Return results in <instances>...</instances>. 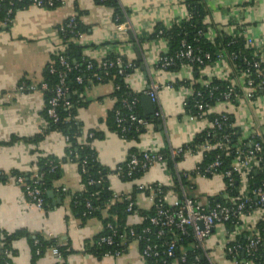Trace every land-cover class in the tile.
<instances>
[{"label": "crops", "instance_id": "obj_1", "mask_svg": "<svg viewBox=\"0 0 264 264\" xmlns=\"http://www.w3.org/2000/svg\"><path fill=\"white\" fill-rule=\"evenodd\" d=\"M59 1L60 5L54 9L30 6L20 10L11 27L0 30V174L5 177L4 181L0 180V229L6 234L24 231L29 238L38 235L54 240L66 249L65 264H145L134 242L128 243L125 251L117 256L96 257L84 252L103 225L96 218L82 222L71 209V197L83 189L75 163L67 162L62 166L59 179L54 181V194L47 196L49 201L42 209L25 201L21 187L11 176L13 172L36 170L40 158L65 156L66 140L59 132L41 134L47 123L42 116L44 96L38 88L44 68L60 46L58 27L68 18L78 17L85 32L72 41L81 48L85 58L95 62L109 55L124 58L137 65L124 79L130 92L143 94L152 87L158 88L155 109L160 114L159 122L145 126L136 141L120 138L105 123L115 105L111 82L91 85L82 93L85 104L77 109L76 117L82 124L83 136L91 130L101 132L102 137L94 140L92 147L98 162L110 171L126 160L131 149L139 152L176 150L208 129L207 117L190 118L183 104L196 85L212 79L223 81L233 75L231 67L224 61L197 71L189 65L177 71L157 68L158 59L166 55L170 47L166 38H155L154 32L157 27L170 29L188 20L186 0H117L128 13L121 30L113 22V11L95 0ZM203 3L206 15L202 24L208 41L219 34H243L259 45V50H264V0H203ZM22 80L34 90L19 91L17 87ZM143 97L146 96L141 99ZM141 99L140 113L145 116L148 104ZM211 113L231 115L233 127L238 129L241 138H247L254 130L264 136V91L250 101L217 103ZM38 135H42L38 142L29 141ZM199 161V155L184 156L174 165L173 172L165 162H156L138 180L122 181L113 173L107 183L117 197H130L136 187L146 189L158 185L165 189L167 204L181 197L183 192L201 204L211 198L225 199L220 176L204 178L193 174ZM178 175L185 177L186 185L178 184ZM59 189L65 192L61 194ZM152 196L150 192H137L132 196L135 211L127 215V226L142 224L143 211L152 208ZM257 218L255 214L248 221L254 223ZM228 237L222 225L212 230L203 246V259L208 264H233L224 253ZM12 248L15 252L12 264H31L28 238L16 240ZM59 263L48 248L35 264ZM176 263L180 264L172 262Z\"/></svg>", "mask_w": 264, "mask_h": 264}, {"label": "trees", "instance_id": "obj_2", "mask_svg": "<svg viewBox=\"0 0 264 264\" xmlns=\"http://www.w3.org/2000/svg\"><path fill=\"white\" fill-rule=\"evenodd\" d=\"M10 0H0V23L5 20H10V23L7 22V25L3 30H8L11 27L12 21L16 12L20 10H25L30 7L28 0H24L20 3L13 2L12 6L8 5ZM98 5L106 6L113 11V21L116 24H124L127 19V11L123 9L117 0H95ZM60 5L59 0H53V5L51 7L44 6L43 9H54ZM186 7L189 13L190 18L186 21L172 26L170 29H165L163 27H157L154 32V37L166 38L169 42L170 50L166 55L162 57L172 58L173 64L169 66L166 71H177L181 66L186 65V61L178 60L175 58L176 54L181 49V41L185 40L188 44H191L194 48H197L202 51V53L215 54L216 52H222L223 54L230 56L234 53H239V57L233 61L232 66H235L234 71H239L243 69L242 58L245 56L250 59L253 56V49H245L243 46L242 38H232L231 36H225L219 34L213 41H208L205 38V27L202 24V21L206 15L204 9L203 0H186ZM68 19L65 20L62 24L64 25L65 31L59 33L63 38L64 44L66 45L65 51L61 54L54 53L50 62L46 65L42 73V81L39 83L38 88L41 83H45L47 89L44 90V109L42 116L44 117L47 126L46 129L42 131V135L47 132H59L64 139L66 140L65 156L64 158L58 159L53 156H47L40 158L36 162V170L19 173L13 172L12 177H23L26 185L36 186L44 200L43 208L46 207L48 203V193L54 194V181L59 179L62 171V166L67 162H72L77 165L78 173L80 175L81 184L83 189L80 193L75 194L71 197V209L74 214L82 221L85 222L88 219L96 218L101 220L103 228L102 231L93 239L91 245H87L84 249V252L91 253L96 257H103L106 255L114 256L116 252L122 254L125 251L128 243L131 242V239L127 238L125 242L123 241V235L129 231V228H132L136 234H141L143 229L150 228L148 237H150L158 246L160 250H163L164 240L166 239H156L155 232L156 229L153 228L149 223V218L153 215V209L149 211H143V222L141 225L136 227H129L126 225L125 220L128 214H131L135 211V208H132V211L127 212L128 205L133 202L132 196L137 192H142L137 188L134 189V194L130 197L121 196L117 197L110 190L107 180L110 174H117L122 181L132 182L140 179L148 169L142 170L137 167L134 170H130L128 163L131 159V156H136L137 159L141 160V153L135 149H131L128 153L126 160L120 164L114 171H110L107 168L103 167L97 159L95 150L92 147L94 140L100 139L102 137L101 132L91 130L83 136L82 124L78 121L76 117L77 109L84 106V100H82V93L91 85H96L105 82H111L113 85V97L115 98V105L113 109L108 112L105 123L109 130L115 132L120 138L124 140H138L139 136L144 131V126H137L135 123L131 127L122 132V127H128L129 121H127L128 112L123 106V100L131 99L134 95H137L139 98V103L136 106L135 113L138 117L142 118L146 123L158 124L159 117H156L154 114L145 117L140 113V99L143 96L142 94H134L130 92L127 86L124 83V79L129 76L133 70L137 67L136 64L127 62L124 58L120 59L126 64L130 63L131 68H126L124 74L120 75L118 73L120 67L115 65L113 67L107 68V75H105L102 65H98L97 62L92 61L88 58H85L82 54L80 47L76 46L73 43L75 36L81 35L85 32V28L80 24L78 17L73 18L72 27H66ZM0 30L2 28L0 27ZM201 32L203 36L197 39V32ZM161 32V34H159ZM64 59L65 65H61L60 58ZM118 56L109 55L104 59L105 62L115 61ZM215 59L212 56L211 61ZM91 65L88 69L87 65ZM194 71L201 69L198 65H191ZM157 68H159L157 66ZM63 73V85L62 89L64 90V101L67 102L70 107L67 108L64 106V102L58 101L55 107V112L57 114L58 121L53 123L47 115L48 101L54 96L53 91L59 85V74ZM77 77L82 79L81 83L77 82ZM101 78V79H99ZM24 84L28 86L26 81H21L19 85ZM227 82L212 79L210 81L209 87L202 89L201 85H196L194 91L201 90L204 94L205 100H207L209 105L214 106L216 102H221L222 99L219 97V92L226 90ZM211 88H214L212 99L209 100V92ZM193 97H190L186 101L185 110L188 115H197L196 110L193 108L194 103ZM236 102V101H234ZM119 113V115H117ZM124 119V121L118 126L116 119ZM215 118H218L217 115L210 114L207 115L209 122H213ZM228 120L223 123V127L220 131H217V136L230 134V147L234 148L236 141L240 138V133L238 129L233 127V118L231 115H227ZM209 132L208 129L197 134L192 142L188 145H185L181 148L182 153L186 150L191 152H196L197 147L203 144L206 141V135ZM42 135H38L29 139L30 142L36 143L41 138ZM173 150L162 149L158 151L163 162L166 163L167 167L173 172L174 165L183 158V154L180 153L177 156L172 157L171 152ZM216 152L209 153L203 160L202 165L210 163L213 159ZM231 155H220V160L222 161L221 171L227 169L229 159L231 160ZM39 178L34 177V172ZM130 173V175H127ZM195 175V173H193ZM4 176L0 174V180L4 181ZM210 178V177H208ZM262 179L260 174L253 176V182L259 183ZM36 182V183H35ZM93 182V183H91ZM178 184L181 186L186 185L185 177L183 175H178ZM158 186L153 185L152 188H157ZM163 194H165V189L161 187ZM59 193L63 194L62 189L58 190ZM143 192L149 193V191L144 190ZM233 196V194H230ZM222 200V199H217ZM89 204L90 208L86 207V204ZM105 213L103 214V211ZM110 225L115 232L112 237V245L100 244L99 241L102 237H108L113 234V232L106 228L107 225ZM264 227V222H259L257 225L258 230H261ZM229 228V227H228ZM263 236V235H262ZM21 238H28L30 251H31V264H35L36 261L43 255L46 249L56 248L60 253V263L65 264L64 260L67 256L66 249L60 247L54 240H46L41 236H34L33 238L27 237V234L24 231H16L11 234H6L0 229V264H12L11 257L14 255V250L12 248L13 243ZM244 238L240 239V242H243ZM195 242L191 236L182 237L176 244L174 255L170 259H165L163 257L153 258L150 257L146 259L147 264H172V262L177 261L182 255L185 254L186 261L183 264H196L194 258L198 256L199 262L197 264H208L205 259L200 257L201 252L194 250ZM142 246L140 245L139 251ZM254 264H264V245L259 249L255 259H252Z\"/></svg>", "mask_w": 264, "mask_h": 264}, {"label": "built area", "instance_id": "obj_3", "mask_svg": "<svg viewBox=\"0 0 264 264\" xmlns=\"http://www.w3.org/2000/svg\"><path fill=\"white\" fill-rule=\"evenodd\" d=\"M24 0H10L8 5L12 6L13 2L20 3ZM31 6L43 9L44 6L51 7L53 0H28ZM103 1V0H99ZM74 17L68 18L67 26L72 27ZM7 22L5 20L0 23V27L3 29L6 27ZM116 27L121 30L125 24H116ZM65 31L64 25L58 27V38L60 46L54 53L61 54L65 51L66 45L63 38L59 33ZM161 34V32H159ZM203 34L197 32V39L201 38ZM80 37L76 35L75 38ZM232 38H242L243 46L245 49H253V56L248 59L242 58L243 69L234 71L235 66H232L233 61L239 57V53L231 54L227 56L221 51L215 54L202 53L201 50L194 48L191 44H188L185 40L181 41V49L176 54L175 58L178 60L186 61V65H198L202 68L213 64L227 61L231 67V73L225 80L227 82L226 90L219 92V97L224 103H234L239 99L253 100L259 92L264 91V50H259V45L256 46L254 41L248 35H232ZM212 56L214 61L212 62ZM105 59V58H104ZM104 59L98 61V65H102L105 75H107V68L115 65L119 66L118 73L124 74L126 68H131L130 63H124L120 57H117L115 61L105 62ZM61 65H65L64 59L60 58ZM173 64L172 58L160 57L157 62V66L160 70L166 71V69ZM91 65H87L89 69ZM64 74H59V85L53 91L54 96L48 101L47 115L52 119L53 123L58 121L55 107L58 101L64 102V106L69 108L70 105L64 101V90L62 89ZM233 76V77H232ZM236 76V77H235ZM101 79V78H99ZM236 79V80H235ZM77 82L81 83L82 79L77 77ZM210 81L202 84V89L210 88ZM19 91H31L34 87L31 85L24 86V84L17 87ZM39 89L43 92L47 89L45 83H41ZM158 88L152 87L148 91H145L142 95L149 97L152 103L156 101V91ZM212 92H209V100L212 99L214 88H211ZM195 98L193 108L196 110L197 115H189L190 118H205L210 115V110L214 107L209 105L204 98V94L201 90L193 91L191 96ZM139 103V98L134 95L131 99L123 100V106L127 110L129 121L128 127H122V132L129 129L132 124L137 126H147L142 118L138 117L135 113L136 106ZM220 103V102H216ZM184 107L186 101L184 102ZM217 115L213 122H209V132L206 135V141L197 147L196 152L184 151L182 153L181 148L173 150L171 152L172 157L179 155L184 156L199 155L200 161L194 167L193 173L197 176L204 178L220 176L223 180V195L225 199L217 200L218 198L207 199L205 203L201 204L194 198L188 196L184 192L181 197L175 199L171 204H167L163 194V190L160 186L157 188L136 187L140 191L147 190L152 193V208L154 213L149 218L150 225L156 229V239H166L163 243V250H160L158 244H156L150 237L147 236L150 232V228L143 229L141 234H136L132 228L123 235V241L127 238L131 239L138 248L142 246L139 251L144 263L146 259L153 257H163L170 259L174 255V250L177 242L182 237L191 236L195 242L194 250L201 252L200 257L203 259L204 242L210 236L212 230L217 225L225 227L227 232L228 241L224 248L225 255L232 261L233 264H254L252 259H255L259 249L264 245V227L258 230L257 225L259 222H264V136L258 130H254L247 138H238L234 148H231L229 143L230 134L217 136V131H220L228 118L226 113H211ZM119 115V113H117ZM154 115L159 117V112L155 111ZM124 121L117 117L116 122L118 126ZM212 152H216L210 163L205 166L202 165V160ZM141 153V160L136 156H131L128 163L130 170H134L139 167L142 170L149 169L156 162H163L162 157L157 152L143 151ZM220 155H231L229 159L227 169L221 171L222 161ZM260 174L262 179L259 183L253 182V176ZM127 175H130L128 173ZM34 177L39 178L34 172ZM17 185H19L23 192V197L26 202L34 205L38 209L43 208L44 200L41 196L40 190L36 186L26 185L23 177H14ZM36 183V182H35ZM93 183V182H91ZM65 192L64 189H62ZM230 194H233L231 196ZM87 208H90L89 204H86ZM133 203H130L127 208V212L132 211ZM257 214L258 218L254 223L248 221L252 216ZM229 227V228H228ZM107 229L113 232L108 237H102L99 241L100 244L112 245V237L115 232L108 224ZM263 235V236H262ZM244 238L243 242H240L241 238ZM53 255L60 261V253L56 248H52ZM120 255L116 252L114 256ZM195 263L199 262L198 256L194 258ZM186 261L185 254L179 259V263L183 264Z\"/></svg>", "mask_w": 264, "mask_h": 264}, {"label": "water", "instance_id": "obj_4", "mask_svg": "<svg viewBox=\"0 0 264 264\" xmlns=\"http://www.w3.org/2000/svg\"><path fill=\"white\" fill-rule=\"evenodd\" d=\"M141 69H143V67H141ZM141 102H144V103H147L148 104V108L145 111V117H148V116H150V115H152V114L155 113V111H156L155 104L152 103V101L150 100L149 97H143L141 99ZM48 195L49 196H52V193L50 192V193H48Z\"/></svg>", "mask_w": 264, "mask_h": 264}, {"label": "rangeland", "instance_id": "obj_5", "mask_svg": "<svg viewBox=\"0 0 264 264\" xmlns=\"http://www.w3.org/2000/svg\"><path fill=\"white\" fill-rule=\"evenodd\" d=\"M177 264V263H176Z\"/></svg>", "mask_w": 264, "mask_h": 264}]
</instances>
